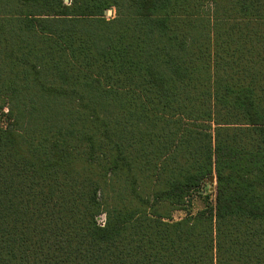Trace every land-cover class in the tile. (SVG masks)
Instances as JSON below:
<instances>
[{
  "label": "trees",
  "instance_id": "1",
  "mask_svg": "<svg viewBox=\"0 0 264 264\" xmlns=\"http://www.w3.org/2000/svg\"><path fill=\"white\" fill-rule=\"evenodd\" d=\"M0 114V264H264V0H0Z\"/></svg>",
  "mask_w": 264,
  "mask_h": 264
},
{
  "label": "rangeland",
  "instance_id": "2",
  "mask_svg": "<svg viewBox=\"0 0 264 264\" xmlns=\"http://www.w3.org/2000/svg\"><path fill=\"white\" fill-rule=\"evenodd\" d=\"M114 12L111 14L108 13V16L113 15ZM7 110V109H6ZM5 123L4 122V117L0 114V124ZM215 194H216V184L214 180H206L201 189L197 192V194L194 197V200L187 210H180L176 211L174 213V219L178 220L181 218H184L188 215L189 212L191 213H196L197 211L203 209L206 206L207 203V196H210V200L214 201L215 200ZM106 217L105 215H101L98 218L99 223L103 224L105 223Z\"/></svg>",
  "mask_w": 264,
  "mask_h": 264
},
{
  "label": "water",
  "instance_id": "3",
  "mask_svg": "<svg viewBox=\"0 0 264 264\" xmlns=\"http://www.w3.org/2000/svg\"><path fill=\"white\" fill-rule=\"evenodd\" d=\"M108 13L110 14L111 13V10H109ZM210 180H213V178H211Z\"/></svg>",
  "mask_w": 264,
  "mask_h": 264
},
{
  "label": "built area",
  "instance_id": "4",
  "mask_svg": "<svg viewBox=\"0 0 264 264\" xmlns=\"http://www.w3.org/2000/svg\"><path fill=\"white\" fill-rule=\"evenodd\" d=\"M111 13H112V10H111ZM111 13H110V14H111Z\"/></svg>",
  "mask_w": 264,
  "mask_h": 264
}]
</instances>
